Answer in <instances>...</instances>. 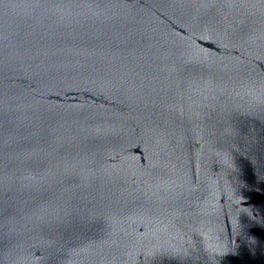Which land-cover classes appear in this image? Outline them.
Listing matches in <instances>:
<instances>
[{
  "label": "water",
  "instance_id": "water-1",
  "mask_svg": "<svg viewBox=\"0 0 264 264\" xmlns=\"http://www.w3.org/2000/svg\"><path fill=\"white\" fill-rule=\"evenodd\" d=\"M0 264H264V0H0Z\"/></svg>",
  "mask_w": 264,
  "mask_h": 264
}]
</instances>
